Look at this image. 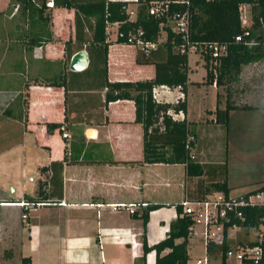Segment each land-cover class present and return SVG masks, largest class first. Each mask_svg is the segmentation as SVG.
<instances>
[{
	"label": "crops",
	"instance_id": "0c3cea01",
	"mask_svg": "<svg viewBox=\"0 0 264 264\" xmlns=\"http://www.w3.org/2000/svg\"><path fill=\"white\" fill-rule=\"evenodd\" d=\"M28 1L0 0V166L6 157L9 163L16 158L25 178L18 188L8 180L0 182V264H21L24 257L31 264H155V251L144 256L143 243L151 247L166 237L178 216L176 205L197 195L199 179L188 178L184 164L144 162L143 130L135 122L134 102L118 100L105 106L103 64L85 50L91 38L87 27L80 32L85 42L76 41L75 9L47 7L50 0ZM106 40L109 83L154 78L153 64L137 63L136 46L116 43L114 36ZM67 42L71 57L87 53L84 70H70ZM191 56L186 92L157 86L158 101L174 105L184 99L186 109L177 120L184 119L193 136H198L199 127L202 136L211 139L221 131L224 137L247 140V153L262 163L254 181L258 186L264 174V61L241 68L235 81L241 84L240 93L233 104L227 99L220 103L216 86H211L214 100L207 106L203 101L200 113L192 117L189 84L202 86L206 74L203 71L200 81L191 80L193 72L205 70L201 56L196 55L194 67ZM170 93L173 101L165 98ZM226 103L233 109L225 128L215 121V110ZM171 167L181 170L180 199L160 200L158 169ZM227 186L231 189L228 178ZM22 202L35 205L24 211ZM130 204L137 206L133 214L119 208ZM156 204L163 207L150 211L144 224L145 208ZM192 238L187 240L188 260Z\"/></svg>",
	"mask_w": 264,
	"mask_h": 264
},
{
	"label": "trees",
	"instance_id": "16d2710c",
	"mask_svg": "<svg viewBox=\"0 0 264 264\" xmlns=\"http://www.w3.org/2000/svg\"><path fill=\"white\" fill-rule=\"evenodd\" d=\"M35 1V0H34ZM151 0H142L138 9L136 20L127 21L125 7L129 1H108V0H53V5L67 9H75V30L76 41L84 43L80 39V32L87 27L91 32V38L86 41L85 50L89 57L94 54L103 64L104 85L106 89L105 106L118 100H131L135 105V122L141 124L143 130V156L145 163L156 164H184L188 178H198L199 190L196 196H188L189 200H202L208 195V187L203 188V182L207 181L213 186L215 192L229 194L227 186L226 162L223 164L209 165L200 164L191 159L189 150L186 147L188 136H193L188 129V123L182 120H173L168 111L178 113L186 109L185 100L178 99L174 105L169 103L156 102L152 98V90L157 86L168 88H179L185 93L188 85V55L180 52L182 40L167 26L161 28L159 24L166 22L164 18H153L147 13V4ZM26 0H21V3ZM31 2L28 1V4ZM248 2L251 5V26L242 28L240 25L239 4ZM31 4V3H30ZM179 9V8H175ZM42 11V9H39ZM190 41L193 44H204L209 42L225 43L228 45L227 53L220 59L216 68L217 75L214 77L209 70V57L205 59L206 81L211 85L215 78L216 85H221L225 77L231 81H237L240 70L243 66L255 62L264 61V0H223L217 2H206L205 0H192L190 6ZM93 19L91 22L89 19ZM119 22V31L127 33L130 30L141 28L144 38L148 41H161L158 49L145 56L138 51L136 61L138 64H153L155 76L151 80L137 82H113L106 80L107 62V35L105 33L106 23ZM248 31V35L244 33ZM164 34V35H163ZM236 36L242 40L235 41ZM253 40L254 46H247L245 42ZM116 43L128 44L125 38H117ZM69 42L65 44L66 59L71 57L68 50ZM82 49V44H80ZM163 49V50H162ZM54 85L64 86L63 82H56ZM27 87V85H26ZM217 103L219 101L217 100ZM233 109L226 103L224 109L216 107L215 121L225 128L228 124V112ZM190 143V142H189ZM188 143V147L189 144ZM205 180L202 181L201 177ZM163 207L160 204L147 206L144 214V224L147 215L152 210ZM177 219L170 225L166 237L147 247L143 243L144 256L150 251H155V264H187V240L188 217L179 216L181 206L176 205ZM243 213L245 222L237 224L243 226H255L264 215L263 211L257 208H245ZM218 247L212 244L206 245L208 254H214ZM166 251L165 253H163ZM21 264H31L29 257L21 259ZM221 264H225L223 261Z\"/></svg>",
	"mask_w": 264,
	"mask_h": 264
},
{
	"label": "built area",
	"instance_id": "2783aa9c",
	"mask_svg": "<svg viewBox=\"0 0 264 264\" xmlns=\"http://www.w3.org/2000/svg\"><path fill=\"white\" fill-rule=\"evenodd\" d=\"M142 0H132L129 3L140 5ZM206 2H217L223 0H205ZM192 0H151L147 4V13L153 18H164L166 22L159 24L161 31L165 26L169 27L172 32L178 34L182 40L180 52H186L189 55L199 54L209 57V70L214 77L217 75V67L220 59L227 53L228 45L225 43L209 42L204 44H193L190 41V6ZM47 7H53V0L46 3ZM175 8H179L176 9ZM240 14V25L242 28L251 26V5L248 2H242L238 6ZM246 10V12H245ZM127 21L136 20L137 9H132L128 5L125 7ZM119 22L106 23L105 33H114V39L125 38L127 42L136 46L140 52L148 56L151 52L158 49L161 41H148L144 37L143 30L137 28L130 30L126 34L119 31ZM248 31L244 35H248ZM242 40L241 36H236L235 41ZM247 46H254L253 40L245 42ZM215 78L213 86L216 85ZM157 91L152 90V98L157 99ZM183 99V95H181ZM173 119L177 120V116L181 113L167 112ZM62 137L66 138L67 133H62ZM192 139V138H191ZM186 147L188 148V142ZM34 203H20V207L24 211H29ZM40 205V203L36 204ZM144 206V205H142ZM181 216L188 217L190 224L188 226V236L197 235L203 240L206 247L212 244L218 247L216 255L225 264H264V215L259 219V223L255 226H243L237 224L245 222L246 217L243 213L245 208H257L264 213V174L261 182L253 189L246 192L229 195L223 192H214L206 195L202 200H189L184 198L180 202ZM124 208L130 214H133L137 206L130 204L127 206H119ZM26 214L22 215L25 218ZM207 259L204 261L206 262ZM201 260H197V264H201Z\"/></svg>",
	"mask_w": 264,
	"mask_h": 264
},
{
	"label": "rangeland",
	"instance_id": "374dc122",
	"mask_svg": "<svg viewBox=\"0 0 264 264\" xmlns=\"http://www.w3.org/2000/svg\"><path fill=\"white\" fill-rule=\"evenodd\" d=\"M261 34L264 35V28L262 29ZM113 35V32L107 34L108 37H112ZM191 54L192 56L190 57V65L194 67L196 55L199 56V54L195 53V55L190 52L189 55ZM201 58L203 61V67H205V59L203 56H201ZM197 62L200 63V61ZM203 71H205L206 74V69L203 70L202 68L197 73L193 72V74H191V80H202L201 77L203 75ZM203 81L204 83L200 87L192 83L189 84L188 99L192 117H196V115L200 113L202 105L204 106V102H206V106L210 105L211 101H213L215 97V91L211 89L213 84L205 85V76L203 77ZM215 86L217 88L216 92L218 93L220 103L223 101L227 102L225 101L227 99L230 104H233V99L239 96L241 88L240 83H235L234 81L229 80L227 77L223 79L221 85ZM173 97V93L165 96L168 101H173ZM203 97L206 99L204 100ZM196 131L198 136H188L187 138V142H190L188 150L192 160L200 164L205 163L212 166L223 164V161L225 160L227 173L226 177L228 178L229 186H231V195L240 194L255 188L254 181L260 177L262 163L258 157L250 156L249 152L247 153V140H245L243 137L239 138L238 136L224 137V133H221V131L219 136H215V138L211 139L208 136H202V132L200 131L199 127H197ZM1 166L2 169L0 168V182H6V180H8L13 187H21L25 178L21 171L22 167L20 160L13 158L9 163V158L6 157ZM158 170L162 177V181L156 187V197L165 201H174L176 199H180L182 190V175L180 168L171 167L160 168ZM204 180L205 179L202 181ZM192 182L194 183L195 179H193ZM205 186L209 188L208 195L215 192L213 186H211L209 183H207ZM11 188L12 187H8V192L11 191ZM188 248L189 260L187 264H196V260L200 259L203 261L204 258L208 259L206 262H204V264H220L218 256L205 253L203 240L200 236L193 235V238L189 240Z\"/></svg>",
	"mask_w": 264,
	"mask_h": 264
},
{
	"label": "water",
	"instance_id": "95a60500",
	"mask_svg": "<svg viewBox=\"0 0 264 264\" xmlns=\"http://www.w3.org/2000/svg\"><path fill=\"white\" fill-rule=\"evenodd\" d=\"M88 58L85 51H78L70 59L69 68L71 71L79 72L87 67Z\"/></svg>",
	"mask_w": 264,
	"mask_h": 264
}]
</instances>
